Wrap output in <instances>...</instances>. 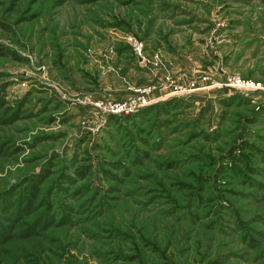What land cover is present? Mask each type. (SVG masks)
Segmentation results:
<instances>
[{
    "label": "rangeland",
    "instance_id": "obj_1",
    "mask_svg": "<svg viewBox=\"0 0 264 264\" xmlns=\"http://www.w3.org/2000/svg\"><path fill=\"white\" fill-rule=\"evenodd\" d=\"M0 264H264V0H0Z\"/></svg>",
    "mask_w": 264,
    "mask_h": 264
}]
</instances>
